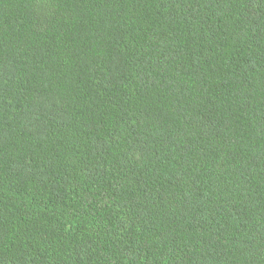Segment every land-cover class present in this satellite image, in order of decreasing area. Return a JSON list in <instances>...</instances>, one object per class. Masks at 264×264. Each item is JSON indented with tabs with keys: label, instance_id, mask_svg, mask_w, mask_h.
Here are the masks:
<instances>
[{
	"label": "trees",
	"instance_id": "obj_1",
	"mask_svg": "<svg viewBox=\"0 0 264 264\" xmlns=\"http://www.w3.org/2000/svg\"><path fill=\"white\" fill-rule=\"evenodd\" d=\"M0 264H264V0H0Z\"/></svg>",
	"mask_w": 264,
	"mask_h": 264
}]
</instances>
